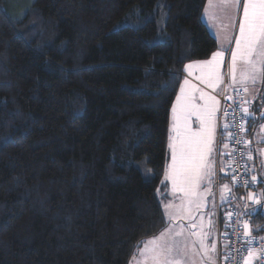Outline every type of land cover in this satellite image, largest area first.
Wrapping results in <instances>:
<instances>
[{"label": "trees", "instance_id": "1", "mask_svg": "<svg viewBox=\"0 0 264 264\" xmlns=\"http://www.w3.org/2000/svg\"><path fill=\"white\" fill-rule=\"evenodd\" d=\"M205 2L0 0V264H130L165 228L171 106L216 49Z\"/></svg>", "mask_w": 264, "mask_h": 264}, {"label": "snow or ice", "instance_id": "2", "mask_svg": "<svg viewBox=\"0 0 264 264\" xmlns=\"http://www.w3.org/2000/svg\"><path fill=\"white\" fill-rule=\"evenodd\" d=\"M220 3L228 5L230 9H242V15L238 19L239 31L234 37L235 47L231 48L230 72L235 83L239 68V83L247 92L246 85L249 81L255 83L257 78L264 81V0H220ZM205 14H207V9H205ZM235 23L236 21H233V24ZM230 43L231 38H229ZM228 51V47L221 46L220 50L212 53L210 59L186 64L185 71H189L194 64L201 65L202 81L206 80L209 85L215 87L216 83L222 82L219 67ZM186 85H188L187 80L180 85V91L171 108L172 125L170 131L175 132V136H169L168 147L171 150V165L170 170L165 172V181H171L173 191L182 194L181 203L179 205L171 202L164 203L162 198L163 213L161 220L165 222V228L158 236L149 240L142 249H139L140 258L136 264H187L186 257H189L192 245L196 243H199L200 250L206 254L208 252V245L205 243L208 233L194 231L193 229L200 227L195 220L191 221L190 227L183 223L176 224V220L181 219L185 214L190 217L194 213L200 212L204 194L199 192L197 188L205 180L208 181L210 187L214 175L210 161L212 159V118L217 109L207 101L201 106L199 101L204 99V94L201 93L200 98L197 99L193 93L186 91ZM236 92L239 94V89H236ZM260 99L264 102V95L260 96ZM208 100H214V98L208 97ZM233 103L235 105L233 111L239 108L242 112L241 119L246 122L254 120L253 112L249 110V101L244 100V106L237 104L235 100ZM224 112L227 115L228 109H224ZM260 119L264 120V111L260 113ZM197 124L199 127L193 131V126ZM260 127L261 131L264 132V125ZM240 131H245L244 127H241ZM240 142L237 141V143ZM243 143L247 145L250 142L243 141ZM258 143H264V136L260 137ZM248 159H252L251 154H249ZM144 163H149V161L145 160ZM261 166L264 167V165ZM165 181H162V184ZM233 183H236L235 176H233ZM251 183H259L257 176L251 177ZM244 185L245 187L250 186L247 179L244 180ZM223 187L231 193L232 190L228 188V185ZM243 198L240 197V199ZM247 198L255 204H260L261 200L264 199V192L259 197L255 193L249 192ZM224 199L225 197L222 195L221 200ZM255 214V209L245 205L244 211L233 210L227 212L226 216L228 220L235 216L237 223H240L241 217ZM254 230L257 232L264 231V228L257 226ZM252 232L251 222L243 221L242 236L237 237L242 240V244L240 248L235 249L237 253L247 251V255L243 257V264H252L253 260L257 261L258 264L260 261H264V247L253 248L251 245L253 239H258L261 245H264V237L257 238L252 235ZM193 237L197 239L193 240ZM211 248L215 251V244H212Z\"/></svg>", "mask_w": 264, "mask_h": 264}, {"label": "rangeland", "instance_id": "3", "mask_svg": "<svg viewBox=\"0 0 264 264\" xmlns=\"http://www.w3.org/2000/svg\"><path fill=\"white\" fill-rule=\"evenodd\" d=\"M6 1H7L8 8H10V11L13 10L14 13L20 14L24 9L27 8V5H28L27 1L29 0H6ZM205 9H207V14H205ZM240 15H242V9H239V10L230 9L228 5L220 3V0H211V2L207 0L206 5L204 7L203 14H202V21L207 26L209 33L214 37L215 42H216V49L213 52L220 50L221 46L229 48V51L225 53L223 57V62L220 64V67H219V70L221 71L222 82H225L227 80L228 81L230 80L231 82H233L232 77H231V72H230L231 48L235 47L234 37L235 35L238 34V31H239L238 19ZM233 21H236V23L233 24ZM229 38H231L230 44H229ZM211 55L209 59L211 58ZM226 65H227V69H225ZM183 71H185V67L183 68ZM190 75L199 79V77L192 72L190 73ZM239 80H240V71L238 68L237 73H236V84L234 85V88L242 87L239 83ZM247 84L253 85L251 81H249ZM206 85L208 87H211L208 84ZM227 88L229 89V87ZM251 89L254 91V88H251ZM179 91H180V88H179ZM179 91L177 92L179 93ZM186 91H189V90H186ZM261 91L263 92L264 89ZM261 91L258 92V94L256 95L259 96V94H261ZM201 93L204 94V99L199 101L200 105L202 106L205 103V101H207L210 105L213 106V100H208V97H211V95L214 94L213 87L209 89V92L206 90H196V93L195 94L193 93V94L197 97V99H199ZM208 94H211V95H208ZM174 101H175V98H174ZM171 125H172V113L170 110L169 136L171 135L174 137L175 132L170 131ZM198 127H199L198 124L194 125L193 131L197 130ZM217 133H218V122H217V115H216V120L215 119L213 120L212 118V143H211L212 159L210 163H211L213 173H215L216 163H218L220 167L224 166L226 162L225 157L227 154V146H226L225 141H223L224 138H222L219 141ZM168 145H169V137H168V142H167L168 155L166 159L162 181H165V172L166 170H170V165H171V150L169 149ZM213 178H214V175L212 176L210 187H209L208 181L205 180L203 184L198 186L197 188L199 192L204 194V201L200 209V212L194 213L190 217L187 214H185L181 219L176 220L177 225L183 223L187 227H190L191 221L195 220L196 224L200 227H197L196 229H193V230L197 232L203 231L205 233H208L207 240L205 241V243L208 245L207 254L204 251L200 250L199 243H196L192 245V251H190L189 257H186L187 264H216L217 218H216V210H215L216 209V203H215L216 198H215V193L213 191ZM163 185H164V191L158 192L160 201L163 198L164 203L171 202L175 205H179L181 203L182 194L179 193L178 191L177 192L173 191L171 181H165ZM224 189H225L224 187L220 188V195H219L220 200H221V196L222 195L224 196L223 194ZM262 192H264V188L262 190L260 189L258 190L257 196L259 197ZM161 208H162V213H163L162 203H161ZM249 208L255 209V213L259 212L260 216L264 217V199L261 200L260 204H257L256 206H250ZM260 227L264 228V221L260 224ZM186 234H187V230H186ZM259 234L261 235V237H264V231H259ZM152 238L153 237L144 241L139 249H142L145 246V244ZM192 239L195 240L197 238L193 237ZM212 244H215V251H213L211 248ZM139 249L135 252L133 257L131 258L130 264H136L137 260L140 258Z\"/></svg>", "mask_w": 264, "mask_h": 264}, {"label": "built area", "instance_id": "4", "mask_svg": "<svg viewBox=\"0 0 264 264\" xmlns=\"http://www.w3.org/2000/svg\"><path fill=\"white\" fill-rule=\"evenodd\" d=\"M239 89L237 94L236 89H230L228 91L222 90L216 95L218 99V140L225 139L227 145V155L225 157L224 166L220 167L216 163L215 173L213 178V191L215 193L216 203V218H217V254L216 264H243V257L247 255V251L237 253L235 249L240 248L242 240L238 239V236H242V223L243 221H250L251 228L253 229L252 235L255 237H261L259 231L254 229L258 226V222L253 216H243L240 218V223H237V217H233L231 220L227 219L226 213L230 211L242 212L245 210V205L256 206L257 204L248 202V193L252 192L257 195L259 190L258 183H251L249 168L246 163V149L248 144L245 145L243 141H246L247 122L241 119L243 115L239 108L233 111L235 107L233 101L237 104L243 105L245 100V92L242 88ZM224 109H228V114L225 115ZM227 125V128H225ZM241 127H244L245 131L241 132ZM237 141H241L237 143ZM223 174H226L227 180L223 181ZM233 176L236 177V183H233ZM249 181L248 187H245L244 180ZM224 185H228L232 191L229 193L228 189H224L223 194L225 199L220 200V188ZM240 197H244L240 199ZM239 205V207H237ZM222 220V223L220 222ZM226 225H228L226 227ZM253 248L264 247L261 245L258 239L251 241ZM227 257V258H226ZM252 264H258L253 260ZM259 264H264V261H260Z\"/></svg>", "mask_w": 264, "mask_h": 264}, {"label": "crops", "instance_id": "5", "mask_svg": "<svg viewBox=\"0 0 264 264\" xmlns=\"http://www.w3.org/2000/svg\"><path fill=\"white\" fill-rule=\"evenodd\" d=\"M205 5H206V2H205ZM205 5H204V7H205ZM203 11H204V8H203ZM203 11H202V14H203ZM201 19H202V15H201ZM206 28H207V26H206ZM209 57L206 59H203V60L191 61L189 63H193L196 61H205V60H208ZM189 63H187V64H189ZM185 65H184V67H185ZM201 67H202L201 65L194 64L193 67L189 71H183V73H182L180 85L185 80H187L188 85H186L185 88H186V90H189V91H191V93H194V94L196 93V90H206L209 92V89L211 87H213L211 85H210L211 87H208L206 85V84H208L206 82V80L202 81V79H201V75H202ZM225 69H227V65L225 66ZM191 72L196 74L199 77V79L190 75ZM220 73H221V71H220ZM220 83L221 82L217 83L216 86L213 87V93H214V94L212 93L213 95L208 94L214 98L213 106H215V108L217 109L215 111V113L213 114V120L214 119L216 120V115L218 112V99L216 98V95L219 94L222 90L228 91L230 89L242 88V87L234 88V85L236 84V82L233 83L230 80L222 82L221 85H220ZM263 86H264V81L257 78L256 82L253 83V85H251V84L246 85V87H247V89H249V91L245 92V100L249 101V105H250L249 108L253 112V115H254V120L247 121L246 141H249L250 143L248 144V148L246 149L245 157H246L247 166L249 168L250 179L253 175L257 176V179L259 181L258 186H259L260 190H262L264 188V167L261 166V165H264V151H260V150H264V143H258V140L260 139L261 136H264V132L261 131V127H260L261 125H264V120H261L259 118V115L256 118V115L258 114L257 108H258V106H260V105H258L260 103L258 101L260 94H259V96L256 94H258V92H260L261 90L264 89ZM227 87H229V89ZM251 88H254V91ZM242 89L244 90V88H242ZM178 91H179V89H178ZM256 96H257V98H256ZM225 139L226 138L224 137L223 141H225ZM249 154H251L252 159H248ZM261 217H262L261 221H259V220L257 221L258 226H260V224L264 221V217L263 216H261Z\"/></svg>", "mask_w": 264, "mask_h": 264}, {"label": "water", "instance_id": "6", "mask_svg": "<svg viewBox=\"0 0 264 264\" xmlns=\"http://www.w3.org/2000/svg\"><path fill=\"white\" fill-rule=\"evenodd\" d=\"M258 105H260V103H259ZM262 111H264V108H261V109H260V111H259V118H260V113H261ZM223 175L225 176L226 174H223ZM248 202L251 203L252 201L248 200Z\"/></svg>", "mask_w": 264, "mask_h": 264}]
</instances>
